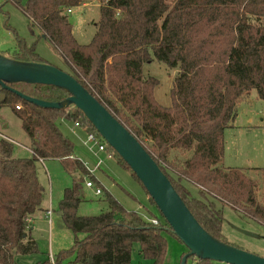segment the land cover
Instances as JSON below:
<instances>
[{"label":"trees","instance_id":"trees-1","mask_svg":"<svg viewBox=\"0 0 264 264\" xmlns=\"http://www.w3.org/2000/svg\"><path fill=\"white\" fill-rule=\"evenodd\" d=\"M93 1L26 0L23 6L22 0H6L22 8L30 30L38 29L70 68V75L140 142L209 235L229 244L222 234L219 204L264 226V205L256 200L255 182L241 170L222 167L224 132L236 118V105L252 91L264 101V0H99L96 32L82 46L72 35L66 11ZM1 54L46 63L19 38L11 52ZM153 60L177 69L170 108L156 102L158 82L142 73L143 65ZM12 88L46 102L68 98L66 92L50 86ZM0 94L5 95L0 108L10 107L20 120L32 153L31 159L15 158L13 143L0 138V264H15V256L38 253L27 220L45 199L36 163L49 159L59 160L73 176L59 213L74 243L70 251L59 253L54 264L68 255L74 257L72 264H130L135 244L139 258L163 264L166 237L180 243L164 219L162 223L150 213L159 220L154 226L123 210L108 193L104 197L107 212L77 215L84 181L91 180L98 188L100 184L73 157V144L57 122H79L86 133L99 137L83 115L73 107L41 109L1 88ZM174 152L187 157H172ZM191 186L197 189L195 196ZM186 264L217 263L189 257Z\"/></svg>","mask_w":264,"mask_h":264},{"label":"rangeland","instance_id":"rangeland-1","mask_svg":"<svg viewBox=\"0 0 264 264\" xmlns=\"http://www.w3.org/2000/svg\"><path fill=\"white\" fill-rule=\"evenodd\" d=\"M25 3L26 0H22L23 6ZM67 16L72 22V35L76 42L82 46L88 45L96 32V24L100 19L99 0L72 8V13ZM17 38L23 40L28 47H33L35 53L48 65L64 73H72L54 48L39 36L38 29L30 30L29 20L22 8L12 2L0 0V54L11 52ZM176 72L177 69L170 70L164 64L154 60L142 67L145 77H152L158 82L154 90V98L161 107L170 108L172 105L171 89ZM57 125L62 134L73 144V157L93 171L92 176L100 184L102 192L100 196H96L94 189L86 188L84 183L82 202L76 211L78 216L93 217L107 212L108 206L104 197L108 193L123 210L136 213L144 220H150L151 213L164 223L158 210L149 202L144 189L130 172L117 164L116 157L105 160L104 156L100 155V159H104V164L95 170L97 158L82 145L81 140H85L84 134L76 131L81 139L79 140L71 132L72 124L60 120ZM0 135L8 137L13 143V157L31 159L30 140L23 131L20 120L8 106L0 108ZM176 156L187 157L183 152H174L172 157ZM222 167L243 171L244 176L257 185L256 200L264 205V101L258 98L256 91H252L248 97L236 105V118L231 127L224 132ZM36 169L38 180L45 190L42 207L51 211L50 219L53 225L51 233L48 222L36 226L32 237L37 244L38 253L15 256V264L45 262L54 264V259H58L59 253L70 251L74 243L73 234L58 215L59 203L63 199L65 190L72 187L73 176L64 170L59 160L55 159L37 162ZM191 187L189 188L195 196L197 189ZM219 208L222 209V234L225 240L231 246L264 258V226L246 218L241 212L226 204H219ZM240 230L255 237L245 236L239 232ZM166 240L167 250L163 264H180V256L186 252V248L170 235L166 237ZM138 250L139 246L135 244L130 264H151V261L139 258ZM69 256L57 264H72L74 257Z\"/></svg>","mask_w":264,"mask_h":264},{"label":"water","instance_id":"water-1","mask_svg":"<svg viewBox=\"0 0 264 264\" xmlns=\"http://www.w3.org/2000/svg\"><path fill=\"white\" fill-rule=\"evenodd\" d=\"M21 84L55 87L66 92L68 98L58 103L37 100L12 88ZM0 88L13 92L23 101L41 109H77L129 168L170 227L172 234L186 248L187 253L181 258L180 264H186L189 257L218 264H264V258L222 243L209 235L140 142L73 76L47 63H36L30 59L26 62L17 61L0 54ZM4 99L5 95L0 94V103ZM239 232L255 237L241 230Z\"/></svg>","mask_w":264,"mask_h":264},{"label":"built area","instance_id":"built-area-1","mask_svg":"<svg viewBox=\"0 0 264 264\" xmlns=\"http://www.w3.org/2000/svg\"><path fill=\"white\" fill-rule=\"evenodd\" d=\"M67 14L72 13V9H68L66 11ZM18 109V107H17ZM71 132L79 139L80 137L76 134L77 132H80L82 134H84L85 136V140H81L82 145L88 149L92 155L97 158V162L95 165V170H97L100 166H102L104 164V159L105 160H111L115 157V154L113 151H108V145L100 138V137H96L92 134H88L86 133L85 129L83 126H81V124L79 122H75L72 124V127L70 128ZM100 155L104 156V159H100ZM86 171L92 176L93 171H90L85 165H84ZM85 187L88 189L93 190L94 189V193L96 196H100L102 194L101 189L96 187V185L91 181V180H87L85 181ZM47 218H50L51 216V211L48 210V212L46 213ZM149 221L152 225L154 226H158L159 225V220L157 218H151Z\"/></svg>","mask_w":264,"mask_h":264},{"label":"crops","instance_id":"crops-1","mask_svg":"<svg viewBox=\"0 0 264 264\" xmlns=\"http://www.w3.org/2000/svg\"><path fill=\"white\" fill-rule=\"evenodd\" d=\"M0 138H4L6 140H9L8 137L4 136V135H0ZM117 164H119V162L117 161ZM121 166V165H120ZM122 167V166H121ZM100 168V167H99ZM98 168V169H99ZM48 212V209L46 207H42L41 205V208L39 211H37L33 216H31L28 220H27V224H28V228H29V235L30 237L33 239L32 237V232H34V229L36 228L37 225H43L45 224L46 222H48V226H49V232L51 233V229H52V219L51 216L49 219H46L47 218V215L46 213ZM59 215V213H58ZM34 240V239H33Z\"/></svg>","mask_w":264,"mask_h":264}]
</instances>
